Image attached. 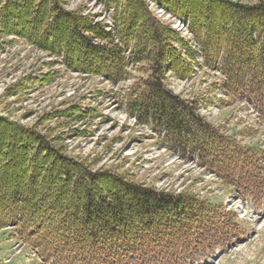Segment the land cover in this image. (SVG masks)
Listing matches in <instances>:
<instances>
[{"label": "trees", "instance_id": "1", "mask_svg": "<svg viewBox=\"0 0 264 264\" xmlns=\"http://www.w3.org/2000/svg\"><path fill=\"white\" fill-rule=\"evenodd\" d=\"M151 1L187 23L203 63L148 0H104L112 26L81 8L67 9L65 0H0V36L22 38L66 68L113 84L132 79L122 93L129 115L150 124L182 158L194 157L243 194L260 195L261 147L241 146L206 121L197 100L171 89L169 76L220 70L226 93L252 101L264 116V0ZM95 110L78 103L52 117L80 122ZM40 126L0 115V228H14L46 263H189L216 236L233 234L224 207L188 190H158L112 168L93 170L65 152L62 135Z\"/></svg>", "mask_w": 264, "mask_h": 264}, {"label": "rangeland", "instance_id": "2", "mask_svg": "<svg viewBox=\"0 0 264 264\" xmlns=\"http://www.w3.org/2000/svg\"><path fill=\"white\" fill-rule=\"evenodd\" d=\"M148 2L157 17L187 39L203 63L186 22ZM104 4V0H65L67 9L81 8L95 21L112 26V10ZM222 77L220 70L200 67L188 79L170 75L169 85L175 93L197 100V112L241 146L258 145L264 151V116L252 101L226 93ZM131 82L113 84L103 76L68 69L60 59L22 38L0 36V115L27 126L38 122L42 131L52 127L54 135L64 137L65 152L85 159L93 170L112 168L158 190H188L224 207L233 218L229 220L234 222L233 234L216 236L210 249L180 264H264V195L260 196L264 190L254 194L258 198L243 194L194 157L184 159L170 150L150 124H141L128 114L122 93ZM78 103L96 110L80 122L52 117ZM225 232L222 228L220 233ZM0 261L49 264L12 227L0 228Z\"/></svg>", "mask_w": 264, "mask_h": 264}]
</instances>
